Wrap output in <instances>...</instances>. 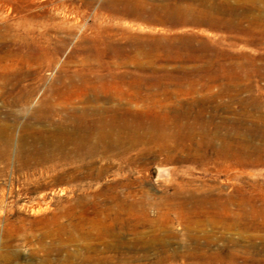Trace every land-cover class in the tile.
Returning <instances> with one entry per match:
<instances>
[{"label": "bare ground", "instance_id": "bare-ground-1", "mask_svg": "<svg viewBox=\"0 0 264 264\" xmlns=\"http://www.w3.org/2000/svg\"><path fill=\"white\" fill-rule=\"evenodd\" d=\"M77 2L76 7L72 1L0 0V146L13 148V133L17 125H23L21 145L30 140L32 147L24 158L26 165L50 164L49 174L56 184L75 179L69 172L58 173L60 164L91 165L99 154L129 150L138 152V157L127 161L143 168L154 161L162 166L189 163L204 169L213 165L218 172L234 173L229 180L251 179L253 171L264 169V104L243 102L235 109L232 103L218 101L235 99L247 89L221 85L213 100L181 105L164 117H150L132 108L131 102H117L115 94L104 95L126 90L140 102H148L169 93L171 84L208 89L232 80L236 73V81L241 80V72L259 68L257 62L264 60L251 61L250 66L233 61L219 67L210 63L204 73L180 68L174 74L165 68L166 63L191 56L190 51L182 53L173 43L166 49L145 38L124 45L118 40L131 38L133 32H157L158 27L172 33L194 26L224 34L223 39L232 45L240 42L264 48V0H164L162 5L151 0ZM93 9V20L86 25V14ZM126 19L146 26L125 25ZM73 42L76 46L70 60L55 72L61 53ZM131 67L135 71H128ZM50 73L51 84L45 89ZM77 97L81 100L76 104L57 105L59 100ZM210 105L214 110L207 117ZM221 110L233 116L220 118ZM243 184L226 193L229 190L224 187L205 184L194 190L193 184L180 182L173 195H163L155 203L149 199L140 204L117 201L120 211L116 216L77 215L73 208L61 206L51 217L56 225L54 242L59 243L60 253L73 244L81 248L83 257L73 264L141 260L139 254L106 257L109 249H119L126 232L136 235L132 249L140 248L145 259L159 252L154 264H167L176 257L190 264H237L240 258L264 264V184ZM151 209L156 211L153 216ZM174 218L185 224L193 244L182 254L168 251L170 241L180 236L173 231ZM207 226L237 232L239 238L225 232L208 235L202 229ZM147 230L149 237H143Z\"/></svg>", "mask_w": 264, "mask_h": 264}, {"label": "rangeland", "instance_id": "rangeland-1", "mask_svg": "<svg viewBox=\"0 0 264 264\" xmlns=\"http://www.w3.org/2000/svg\"><path fill=\"white\" fill-rule=\"evenodd\" d=\"M51 1H72L76 7L80 5L77 0ZM151 2L157 5L164 4V0H151ZM94 13L95 10L93 9L86 14L84 20L86 25L91 24ZM58 17L62 18L61 16ZM124 24L146 26L144 22H137L132 19H126ZM157 29V32L150 34L133 32L131 38L117 40L119 44L124 45L137 43L139 42L138 38H145L151 44L165 45L166 49L169 48L170 43H173L174 47L182 53L190 51L191 56H182L176 61L170 59L171 62L166 63L165 68L174 74L180 68H183L187 73H204L209 70L206 69L207 67H211L210 63L219 67V65L230 64L233 61L237 64L242 62L246 66H250L251 61L264 60V48H256L240 42L232 45L231 40L223 39L224 34H215L206 27L184 26L172 33H164V30H160L163 29L162 27ZM115 31L118 32L117 29ZM202 33L206 36H202ZM75 46L76 44L73 42L68 49L61 53L55 72H58L70 60ZM50 48L54 49V46ZM263 63L257 62L259 68L249 67L247 72H241V80L236 81V73L235 76H232V80H224L221 84H212L208 89L188 85L177 88L171 84L168 86L169 93L159 95L148 102H140L126 90H123V93L112 90L111 92H104V95L115 94L113 96L117 102H131L132 108L144 112L150 117H164L170 110L179 108L181 105L201 100H213L214 96L221 91V85L229 86L232 89H247V91L235 99L232 97L218 99L219 103H232L235 109H239V104L243 102L264 104V69L260 67L264 65ZM128 69V71H135V68L132 67ZM47 75L50 78L45 89L51 84V76H53L51 73ZM45 89L39 94L37 102ZM80 100L81 98L78 97L69 101L66 99L59 100L57 105L66 107L76 104ZM213 110V106L210 105L206 113L207 117H210ZM217 115L220 118L233 116L232 112L226 110L218 111ZM23 131V125H17L13 133V148L8 150L3 143L0 146V264H73L74 260L79 262V259L83 257V252L80 251L81 248L78 245L73 244L63 253H60L58 251L59 243L54 242L56 225L51 217L59 212L61 206L62 209L73 208L77 215L116 216L120 211L117 207V201L121 200L127 204H140L149 199L147 202L155 203L163 195H173L174 189L180 188V182L193 184L194 190H198L205 184L216 188L224 187L229 190L226 193L243 186V181L250 184L254 182L264 184V169L253 171L255 177L251 179L245 177L229 180L228 176H235L234 173L218 172L213 165L204 169L189 163L162 166L159 161H154L150 166L143 168L134 162L127 161L128 158L136 159L138 157V152L131 150L99 154L94 163L86 166L60 164L56 167L58 173L61 171L69 172L75 176V179L63 184H56L49 174L51 173L50 164L39 166L32 163V165H26L24 158L30 153L32 147L30 140L26 146L22 147L21 136H23ZM91 175L92 178L89 177ZM233 184H237V186H233ZM149 194L151 196H148ZM82 201L88 203V207H82L83 205L80 204ZM39 210L41 212L37 213ZM138 211L142 212L141 209ZM149 213L153 216L156 211L151 209ZM173 221V231L180 236L179 239L170 241L168 251L171 254H182L187 248L192 249L193 244L187 238L188 230L185 224L175 218ZM202 229L211 236L225 232L228 237L239 238L238 233L234 231L213 229L209 226ZM149 233V230L143 231L142 236L149 237ZM124 234L123 243L119 245V249H109L106 252V257H132L139 254L143 256L141 260L119 264H154L156 262L158 251L151 252L149 258L145 259L144 252L140 248L139 250L132 249L136 235L130 232ZM112 242L116 243L117 241ZM224 246L228 252L233 251L231 245L226 244ZM76 254H78L77 259L70 258ZM167 264L190 263L176 257L169 260ZM237 264L252 263L240 258Z\"/></svg>", "mask_w": 264, "mask_h": 264}]
</instances>
